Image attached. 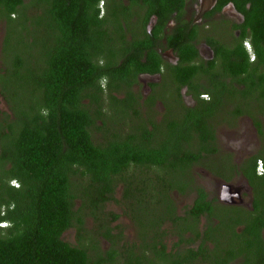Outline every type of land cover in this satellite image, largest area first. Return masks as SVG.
Masks as SVG:
<instances>
[{
  "label": "trees",
  "instance_id": "1",
  "mask_svg": "<svg viewBox=\"0 0 264 264\" xmlns=\"http://www.w3.org/2000/svg\"><path fill=\"white\" fill-rule=\"evenodd\" d=\"M245 1L251 5L247 24L253 30L258 67L264 65V0ZM99 4L100 0H0V24L5 25L0 92L11 112L0 117V223H8L0 228V264H156L138 257L137 247L99 252L91 242L94 256L63 236L83 225V210L92 214L112 199L129 168L153 166L177 174L201 152L187 149L195 135L183 133L184 124L178 129L171 124L158 145L152 142L156 126L150 131L143 123L142 127L125 124L134 94L127 92L128 101L117 96L146 71L144 52L148 62L154 53L140 46L115 50L103 29L106 21L92 12ZM29 8L35 12L30 14ZM13 39L18 40L16 46ZM241 53L246 62L223 57L225 73L250 70L243 45ZM244 81L248 83V79L239 83ZM220 84L234 89L226 81ZM114 116L118 121L112 125ZM176 129L181 135L174 137ZM94 131L100 134L98 141ZM205 145L201 149L211 152ZM263 191L257 196L264 198ZM165 195L169 198L168 190ZM124 198L140 201L132 191ZM78 199L80 209L75 208ZM206 200L207 194L200 192L198 201ZM259 201H255L259 221H247L243 232L257 233L258 240H249L239 250L232 239L220 248V262L215 264H264L260 236L264 211L260 212ZM201 206L193 210L194 217L207 210L212 215L210 203ZM106 222L102 236L113 240V229ZM158 245L161 241L152 247ZM200 250L210 251L204 244ZM200 256L205 258L196 251L177 253L165 263L196 264ZM207 256L208 264H214Z\"/></svg>",
  "mask_w": 264,
  "mask_h": 264
},
{
  "label": "flooded vegetation",
  "instance_id": "2",
  "mask_svg": "<svg viewBox=\"0 0 264 264\" xmlns=\"http://www.w3.org/2000/svg\"><path fill=\"white\" fill-rule=\"evenodd\" d=\"M250 11L251 5L245 0H100L98 8L92 10L106 21L103 29L111 36L115 50L123 45L140 46L154 53L148 62L144 52L146 71L138 73L131 88L117 96L123 101L129 90L134 94L133 101L126 100L129 118L125 124L135 122L137 114V121L150 131L156 126L152 142L157 145L171 124H177V129L184 124L183 133L188 136L191 131L195 135L187 139V149L201 151L185 170L189 178L179 183H173L168 169L153 166L131 167L126 170L125 181L119 183L124 194L132 191L141 201L125 199L124 195L122 199L124 216L134 222L140 240L127 249L137 247L135 254L143 261L147 258L156 264H168L165 262L177 253L196 251L205 254L196 264H208V254L215 264L220 262V248L232 239L239 250L249 240H258L257 233L243 235L247 221H259L257 198L260 212L264 211V198L257 196L264 190V65L257 67L259 56L251 43L253 30L247 24ZM242 45L249 56L250 70L225 73L223 57L234 63L246 62ZM221 49L225 51L222 54ZM241 79H248V83H239ZM220 81L234 89H223ZM224 95L239 99V103L234 101L231 105L232 123L218 118ZM142 123L133 126L142 127ZM177 129L174 137L181 135ZM204 144L211 152L201 149ZM220 155L228 158L230 166L223 163L219 173L216 158ZM153 183L159 187L164 213L157 219L154 214L144 220L137 205L149 206L145 193ZM225 185L234 187L226 191L228 202L234 201L232 193L237 196L233 204L222 200ZM200 192L207 194L206 201H198ZM176 195L190 196V200L182 207L175 202ZM208 203L212 205V215L207 210L194 217L193 210L198 205L207 207ZM220 211L227 213L225 218L220 217ZM174 234L176 243L168 248L167 242ZM260 236L264 241L263 226ZM159 241L163 248H153ZM203 244L209 252L200 250Z\"/></svg>",
  "mask_w": 264,
  "mask_h": 264
},
{
  "label": "rangeland",
  "instance_id": "3",
  "mask_svg": "<svg viewBox=\"0 0 264 264\" xmlns=\"http://www.w3.org/2000/svg\"><path fill=\"white\" fill-rule=\"evenodd\" d=\"M28 11L30 14H33L35 11L32 10V8H29ZM20 31V30H19ZM19 31H16L19 34ZM5 37V25L0 24V71L4 67L3 63V41ZM16 38V37H15ZM17 39H13V46H16ZM12 53L10 52V55ZM224 103L220 107V113L218 115L219 120H226L230 123L234 121V118L231 117V113L233 112V105L234 101L239 103L238 97H231L228 95L223 96ZM110 102V101H109ZM112 108H114L112 106ZM252 112H256L255 108H251ZM3 114L11 115V112L9 110V106L4 101L1 92H0V117L4 118ZM118 121L117 118L114 116L112 120H110V124L113 125L114 122ZM135 123H142L141 121H135ZM94 137L98 141V138H100V134L94 131ZM223 163L228 164L230 166V162L228 158L224 157V155H220V158H216V171L220 173V166H225ZM228 173V172H226ZM172 174V181L173 183H179L180 180H186L189 177L185 174V171H178V173H170ZM195 176L198 175L199 177L205 176L200 172H194ZM225 174V173H223ZM161 174H159L160 176ZM197 178V177H196ZM16 187H18V183L15 184ZM212 187H215L214 184H211ZM155 188L156 191H153L151 189ZM151 189L146 191L145 193V201L149 202V206H144V204H138L137 210L141 214L140 217H142L144 220H147L152 215L156 214L157 217L160 216V214H163L164 211L161 210L163 208L162 200H161V194L158 193L159 187L153 183L151 186ZM124 188L119 186L114 192L112 199L106 203L101 209H98L97 211L93 212L92 214L88 213V211L83 210V225L72 228L68 232H66L63 236V239L74 246L83 245L88 248V251L90 254H93L94 250L91 249V242H95V245L100 248L99 252H108L110 250H114V248L119 247L120 249L128 248V246L136 241H140L138 239V228L129 219V216H124L125 211L123 209L122 199H123V192ZM175 202L180 205L184 206L185 202L190 200V196H180L176 195L174 196ZM143 202V201H142ZM77 209L82 208V202L78 199L76 200V207ZM225 212L220 211V217L225 218L226 217ZM117 215V219L115 220L112 216ZM113 218V219H112ZM104 221L110 222L111 228L113 229L111 234L113 236L112 239H107V236H102L104 233V229L101 227L104 224ZM106 222V223H107ZM84 230V231H82ZM78 231L84 235L82 236L78 234ZM176 237L177 235H173L172 239H169L167 244L168 248H171V246L176 243ZM97 254V252H94V256Z\"/></svg>",
  "mask_w": 264,
  "mask_h": 264
},
{
  "label": "water",
  "instance_id": "4",
  "mask_svg": "<svg viewBox=\"0 0 264 264\" xmlns=\"http://www.w3.org/2000/svg\"><path fill=\"white\" fill-rule=\"evenodd\" d=\"M223 192H224V194H223V196H222V200L224 201V202H226V203H235L234 201H235V198H237V196L234 194V193H232V195H231V198L232 199H234V201H231V202H228L227 201V193H226V191L227 190H234V187L232 186V185H225L224 187H223Z\"/></svg>",
  "mask_w": 264,
  "mask_h": 264
},
{
  "label": "clouds",
  "instance_id": "5",
  "mask_svg": "<svg viewBox=\"0 0 264 264\" xmlns=\"http://www.w3.org/2000/svg\"><path fill=\"white\" fill-rule=\"evenodd\" d=\"M7 227H8V223L7 222L0 223V228H7Z\"/></svg>",
  "mask_w": 264,
  "mask_h": 264
},
{
  "label": "built area",
  "instance_id": "6",
  "mask_svg": "<svg viewBox=\"0 0 264 264\" xmlns=\"http://www.w3.org/2000/svg\"><path fill=\"white\" fill-rule=\"evenodd\" d=\"M258 167H259V169H262V163H259Z\"/></svg>",
  "mask_w": 264,
  "mask_h": 264
}]
</instances>
